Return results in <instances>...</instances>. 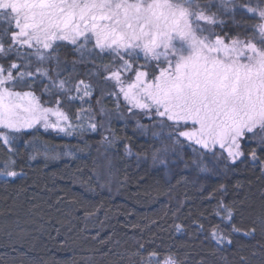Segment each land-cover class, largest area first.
I'll list each match as a JSON object with an SVG mask.
<instances>
[{
  "label": "snow or ice",
  "instance_id": "snow-or-ice-1",
  "mask_svg": "<svg viewBox=\"0 0 264 264\" xmlns=\"http://www.w3.org/2000/svg\"><path fill=\"white\" fill-rule=\"evenodd\" d=\"M225 16L234 34L223 31ZM69 46L77 57L71 71L59 55ZM105 55L112 64L101 69L95 59ZM0 60L9 61L7 67L0 63V148L7 154L0 177L5 181L23 174L16 170L18 158H57L49 155L46 141L23 139L27 130L40 125L70 136L83 129L61 109L60 97L90 105L91 77L101 72L113 83L108 94L116 97L117 110L122 97L136 129L151 132L152 166L162 177L189 169L226 175L240 165L258 167L264 176V0H0ZM77 63L88 67L89 79L73 81ZM37 78L48 80L44 92L56 95L55 107H46L32 90ZM98 111L107 115L103 107ZM91 112V106L81 108L76 118ZM88 118L85 130L96 131L97 123ZM119 139L112 131L102 136L105 151H97L103 163L93 160L87 182L112 174L108 153ZM123 155H133L127 144ZM235 203L217 201L214 215L221 224L212 226L209 237L218 245H231V236L242 231L233 223ZM258 229L264 233V206L243 235L254 237ZM198 230L203 232V225ZM144 248L138 244L129 258L139 257L137 264H186L171 252L145 257Z\"/></svg>",
  "mask_w": 264,
  "mask_h": 264
},
{
  "label": "trees",
  "instance_id": "trees-1",
  "mask_svg": "<svg viewBox=\"0 0 264 264\" xmlns=\"http://www.w3.org/2000/svg\"><path fill=\"white\" fill-rule=\"evenodd\" d=\"M223 19L227 22L223 31L234 34L231 22L226 16ZM59 55L71 71L72 61L77 59L71 47L62 49ZM95 63L102 69L105 64L111 65L112 59L105 55L97 57ZM75 68L73 81L89 79L85 75L88 67L77 63ZM103 74L91 77L95 91L90 105L60 97L61 109L83 129L77 127L69 136L36 128L23 137L46 141L49 155L57 158H18L16 170L22 168L23 174L7 181L0 177V264H137L139 257L129 258L128 254L141 243L145 257L152 251L160 257L171 252L186 264H242L243 256V264H264V233L258 229L254 237L243 235L264 206V176L259 168L240 165L236 171L211 178L204 186L191 184L183 174L164 179L149 165L153 145L150 133L142 134L134 119L118 115L124 104L119 101L117 110L116 97L108 94L114 90L113 83L104 81ZM44 87L41 78L32 84L38 96ZM50 97L56 100L55 94ZM89 106L92 112L81 113L78 120L80 109ZM101 107L110 118L101 119ZM89 115L98 125L94 132L85 130ZM138 118L143 124L151 123ZM109 131L120 138L108 153L113 157L112 174L99 182L95 177L87 182L93 160L103 163L97 150L105 151L100 141ZM85 144L90 147L79 151ZM125 144L133 155H123ZM244 147L247 152L249 145ZM137 154L146 158L137 162ZM6 155L0 148V166ZM98 183L106 186L100 188ZM221 185L226 191L219 190ZM221 199L229 205L236 202L233 223L242 229L231 236V245H218L209 237L212 226L221 224L214 215ZM176 224L182 226L181 232L175 230ZM200 225L203 232L198 230Z\"/></svg>",
  "mask_w": 264,
  "mask_h": 264
},
{
  "label": "rangeland",
  "instance_id": "rangeland-1",
  "mask_svg": "<svg viewBox=\"0 0 264 264\" xmlns=\"http://www.w3.org/2000/svg\"><path fill=\"white\" fill-rule=\"evenodd\" d=\"M226 19H228V17L226 16ZM14 58V57H12ZM8 62L9 61H4V60H0V63H3L5 65V67L8 66ZM19 62V61H18ZM34 67L35 65H33V70H34ZM44 81V85L48 84V80L47 79H42ZM40 96H37L40 97L41 99V102L46 106V107H55V100H51V95L48 94V93H45L43 90H42V93H38ZM120 101L124 104L123 102V98L121 97L120 98ZM124 115L125 117H128L129 118V114L127 113L126 109L123 107L122 108V111L118 113V115ZM117 115V114H115ZM102 120H106L108 118H110V115L107 114V115H103V116H100ZM51 119H55V117H51ZM150 124V123H149ZM73 125H77V124H73ZM36 128H42L44 129L43 127H41L40 125H37ZM34 128V129H36ZM34 129H30V130H27L28 132L34 130ZM45 130V129H44ZM47 131H50L52 133H56V134H64V133H58L52 129H48ZM149 137L151 136V132H149ZM158 146V145H157ZM152 151V149H151ZM187 158V157H186ZM101 159H103L101 157ZM149 165L152 167L153 170H155L157 173L158 171L152 166V161H151V155H150V158H149ZM221 168H223V165H221ZM160 175V174H159ZM184 176H186V178L190 181L191 184H194V185H197V186H204L206 185V183L213 177L219 175V174H200L194 170H191L189 169V171L187 172H184L183 173ZM161 176V175H160ZM178 176V175H177ZM162 177V176H161ZM164 179L167 178V177H163ZM107 181H109V184L112 185V181H111V178H109Z\"/></svg>",
  "mask_w": 264,
  "mask_h": 264
}]
</instances>
